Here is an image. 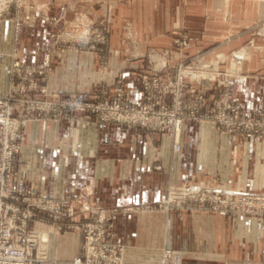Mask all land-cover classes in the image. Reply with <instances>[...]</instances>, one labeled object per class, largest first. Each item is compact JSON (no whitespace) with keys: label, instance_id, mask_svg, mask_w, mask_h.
I'll use <instances>...</instances> for the list:
<instances>
[{"label":"crops","instance_id":"crops-1","mask_svg":"<svg viewBox=\"0 0 264 264\" xmlns=\"http://www.w3.org/2000/svg\"><path fill=\"white\" fill-rule=\"evenodd\" d=\"M19 1V12L11 5L10 14L0 19V96L8 90L13 53L31 65L43 64L49 55L47 89L80 95L97 84H113L119 74L130 77L131 60L148 48L169 49L177 61L174 38L182 32L195 40L181 57L216 61L221 70L239 76L226 87L219 78L203 81L209 93L226 91L250 110L264 108V37L247 32L264 24V0ZM66 10L92 21L100 14L108 17L102 51L52 44L50 22ZM251 38L254 46L244 49ZM13 171L16 182L36 187L45 197H79L116 209L109 239L123 247V264H159L164 248L178 252L182 264H264V221L257 217L142 208L167 200L170 186L197 177L228 190L264 192V139L229 134L212 122L184 121L174 138L78 116L51 122L46 130L29 124ZM81 243L73 230L51 235L45 264L70 262Z\"/></svg>","mask_w":264,"mask_h":264},{"label":"built area","instance_id":"built-area-1","mask_svg":"<svg viewBox=\"0 0 264 264\" xmlns=\"http://www.w3.org/2000/svg\"><path fill=\"white\" fill-rule=\"evenodd\" d=\"M12 3L0 2V19L10 14ZM21 7L15 5L18 12ZM175 43L183 49L188 47L186 38ZM85 45L95 49L89 41ZM192 59L180 56L174 61L171 54L150 50L131 60L130 77L119 74L113 84H97L86 94L68 95L47 89L52 71L49 55L43 64L31 65L12 54L8 90L0 96V264H45L49 237L65 230L77 232L82 240L79 255L66 264H123V247L109 239L116 209L102 208L79 197H45L36 187L15 181L14 163L31 123H39L46 130L51 122H71L79 116L97 125L115 124L176 138L184 121L212 122L229 134L264 139V108L253 111L228 92L212 94L191 85L199 87L202 81L217 78L229 81L239 77L237 72L220 71ZM173 149L179 150L177 141ZM187 183L170 186L167 200L142 208H185L223 216L249 215L264 221V192L228 190L201 177L195 184ZM159 264H182V258L164 248Z\"/></svg>","mask_w":264,"mask_h":264},{"label":"rangeland","instance_id":"rangeland-1","mask_svg":"<svg viewBox=\"0 0 264 264\" xmlns=\"http://www.w3.org/2000/svg\"><path fill=\"white\" fill-rule=\"evenodd\" d=\"M14 3L11 5H16L20 4L22 6V2L19 0H13ZM35 12L37 11V15H41V9L38 8L35 4L33 5ZM69 16V19H62L63 16ZM62 19L60 22L59 20ZM61 23V25H59ZM108 17L105 14H100L99 16L96 17L95 20L92 21L89 16H86L84 13H79L76 11H71V10H66L61 16H58L56 18H53L50 22V40L52 44L56 42V45H61V46H68L72 43H77L80 45V47H86L89 48L90 46H86V42H91L92 44H95V49L97 48L98 50L102 51L103 48L106 47L107 45V34H108ZM129 31L128 29L125 30V32ZM248 34L253 37V36H259V37H264V24H259L256 27L250 29L249 31L247 30ZM186 38V41L188 42V47L190 43L195 40L194 37L188 36L186 33L182 32H177L176 37L174 38V46L177 49L176 54L178 56H181V52L185 50L186 48L183 49L182 46H179L175 43L176 40L178 39H183ZM99 41H95L98 40ZM87 40V41H86ZM96 42V43H94ZM103 42V43H101ZM90 44V43H89ZM254 44L252 42V38L248 39L247 43L243 46L244 49H249L250 47H253ZM244 49H239V54H245ZM150 50H156L161 53H168L171 54L173 57L174 55L172 54L173 52L170 51L169 49H155V48H148L145 53L150 52ZM187 59H192V58H187ZM196 59L204 61V63L214 65L215 69H219L220 71H223L219 67V63L216 61H209V60H203L200 56L194 57L192 60L193 62L196 61ZM222 79L224 82V87L229 83L230 80L234 79L231 78L229 81H225L224 78H219ZM215 80V79H213ZM213 80H207V81H213ZM203 82V81H202ZM202 82L199 87L195 83H191L192 86H194V89L197 88H203L206 90V88L202 85ZM226 92V91H222ZM219 92V93H222ZM219 93H212V94H219ZM232 97V96H231ZM233 98V97H232ZM234 99V98H233ZM235 100V99H234ZM238 102V101H237ZM48 246V245H47Z\"/></svg>","mask_w":264,"mask_h":264},{"label":"bare ground","instance_id":"bare-ground-1","mask_svg":"<svg viewBox=\"0 0 264 264\" xmlns=\"http://www.w3.org/2000/svg\"><path fill=\"white\" fill-rule=\"evenodd\" d=\"M195 182H196V180H195V179H192V180H190V181L187 183V185L195 184Z\"/></svg>","mask_w":264,"mask_h":264}]
</instances>
